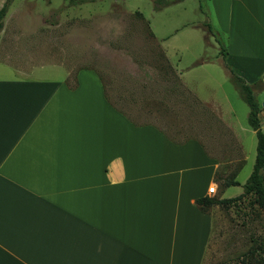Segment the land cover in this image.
Instances as JSON below:
<instances>
[{
	"label": "crops",
	"instance_id": "obj_1",
	"mask_svg": "<svg viewBox=\"0 0 264 264\" xmlns=\"http://www.w3.org/2000/svg\"><path fill=\"white\" fill-rule=\"evenodd\" d=\"M212 3L220 67L262 81L264 0ZM4 18L8 63L19 22ZM49 70L0 73V264H204L214 218L196 199L228 198L225 157L133 121L115 101L124 90L93 67Z\"/></svg>",
	"mask_w": 264,
	"mask_h": 264
},
{
	"label": "rangeland",
	"instance_id": "obj_2",
	"mask_svg": "<svg viewBox=\"0 0 264 264\" xmlns=\"http://www.w3.org/2000/svg\"><path fill=\"white\" fill-rule=\"evenodd\" d=\"M213 12L212 0H174L160 10L152 0H10L3 21L19 22V28L11 59L0 60V73L53 69L61 75L67 68L72 76L80 67L95 68L124 90L115 101L133 121L153 123L175 140L198 138L209 143L211 154L225 157L221 177L237 174L239 184L225 188L222 196H234L243 192L252 171L257 141L231 68L220 67L224 35ZM113 17L122 28L115 39L101 27ZM196 56L211 62L204 66ZM254 93L262 104V81ZM209 211L214 229L204 264H237L264 238V211L251 196ZM260 255L256 252L251 264H264Z\"/></svg>",
	"mask_w": 264,
	"mask_h": 264
},
{
	"label": "trees",
	"instance_id": "obj_3",
	"mask_svg": "<svg viewBox=\"0 0 264 264\" xmlns=\"http://www.w3.org/2000/svg\"><path fill=\"white\" fill-rule=\"evenodd\" d=\"M86 1L88 0H69L71 4L84 3ZM173 1L174 0H152L155 10H160L162 7L172 3ZM9 3L10 0H7L0 7V28L2 26V18L7 11ZM136 15L141 18L143 17L139 11H136ZM209 29L211 28L209 27ZM149 35L153 36L150 30ZM222 53H224V55L226 54L224 50H222ZM230 72L233 75L232 80L239 89V93L242 99L248 105V124L255 131L257 143L253 168L245 183L243 184V192L239 195L228 198L205 196L196 199V203L200 210L207 212L213 205H220L224 208H227L231 204L240 201L245 196H251L252 201L259 207V209L264 211V174L262 171L264 169V131L261 129V121L259 115L261 110L264 108V105L259 103L254 93V86L261 81L251 85L246 83L241 77L237 76L232 70ZM238 184L239 182L235 179V174L232 177L224 178L222 181V185L224 187ZM256 252H260L261 255L259 257V260L261 263H264V238H262L255 247H252L246 253H243V257L240 258L237 264H251L250 260Z\"/></svg>",
	"mask_w": 264,
	"mask_h": 264
},
{
	"label": "clouds",
	"instance_id": "obj_4",
	"mask_svg": "<svg viewBox=\"0 0 264 264\" xmlns=\"http://www.w3.org/2000/svg\"><path fill=\"white\" fill-rule=\"evenodd\" d=\"M101 27L105 31L109 32L113 39L118 38L122 34V28L115 17H113L107 23L102 24Z\"/></svg>",
	"mask_w": 264,
	"mask_h": 264
},
{
	"label": "built area",
	"instance_id": "obj_5",
	"mask_svg": "<svg viewBox=\"0 0 264 264\" xmlns=\"http://www.w3.org/2000/svg\"><path fill=\"white\" fill-rule=\"evenodd\" d=\"M259 115H260L261 125H264V108L261 110ZM214 190H215V186L214 185H212V186H210L208 188V192H210V193H213Z\"/></svg>",
	"mask_w": 264,
	"mask_h": 264
},
{
	"label": "water",
	"instance_id": "obj_6",
	"mask_svg": "<svg viewBox=\"0 0 264 264\" xmlns=\"http://www.w3.org/2000/svg\"><path fill=\"white\" fill-rule=\"evenodd\" d=\"M262 82L264 84V73L261 75Z\"/></svg>",
	"mask_w": 264,
	"mask_h": 264
}]
</instances>
